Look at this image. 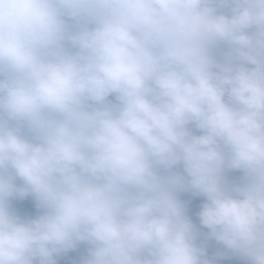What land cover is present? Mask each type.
<instances>
[{
    "label": "clouds",
    "instance_id": "9594fccd",
    "mask_svg": "<svg viewBox=\"0 0 264 264\" xmlns=\"http://www.w3.org/2000/svg\"><path fill=\"white\" fill-rule=\"evenodd\" d=\"M65 257L264 264V0H0V264Z\"/></svg>",
    "mask_w": 264,
    "mask_h": 264
},
{
    "label": "trees",
    "instance_id": "16d2710c",
    "mask_svg": "<svg viewBox=\"0 0 264 264\" xmlns=\"http://www.w3.org/2000/svg\"><path fill=\"white\" fill-rule=\"evenodd\" d=\"M240 173L239 172H232L229 174L230 178L231 177H237L239 176ZM182 199H185V200H190V203H189V215L190 216H193V219H195L194 217V213L195 211L198 210V205L199 203L201 202L202 198L200 197H190L189 195L187 194H183L181 196ZM13 206L14 208H21V209H24L27 211L28 214H35V208H34V203L32 202L31 198L28 197L26 198L25 202L23 203H19V202H16V201H13ZM82 249H83V246H81V248L78 250V252H82ZM73 254L72 253H69L67 254V256H72ZM58 264H68V261L65 258H58ZM242 264V262H241Z\"/></svg>",
    "mask_w": 264,
    "mask_h": 264
}]
</instances>
